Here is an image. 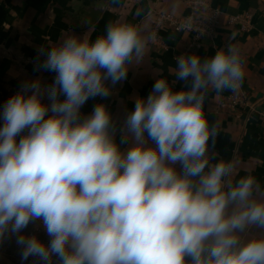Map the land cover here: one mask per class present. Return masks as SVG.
<instances>
[{
    "label": "clouds",
    "instance_id": "obj_1",
    "mask_svg": "<svg viewBox=\"0 0 264 264\" xmlns=\"http://www.w3.org/2000/svg\"><path fill=\"white\" fill-rule=\"evenodd\" d=\"M150 39L120 20L94 41L67 35L38 49L34 71L54 73L52 82L25 81L4 102L0 242L15 236L21 261L264 264V189L251 174L234 178L205 111L209 91L243 83L235 44L176 57L184 87L156 79L122 123L103 102L82 113L127 79ZM30 225L47 242L25 233Z\"/></svg>",
    "mask_w": 264,
    "mask_h": 264
},
{
    "label": "crops",
    "instance_id": "obj_2",
    "mask_svg": "<svg viewBox=\"0 0 264 264\" xmlns=\"http://www.w3.org/2000/svg\"><path fill=\"white\" fill-rule=\"evenodd\" d=\"M208 1L221 12L220 23L213 35L188 52L191 34L170 28L154 34L151 25L153 12L185 14L187 0H0V91L9 98L25 81L40 78L51 83L54 73L34 71L38 49L56 45L71 34L94 41L105 34L109 22L120 20L138 25L142 35L151 37L145 55L129 66L127 79L113 88L109 98L89 100L81 111L88 114L94 104L103 102L113 119L122 123L134 109L135 98H146L156 79L166 78L174 90L184 87L185 82L175 76L176 57L195 53L203 59L227 43L235 44L244 60L243 83L236 92L209 91L205 111L210 123L219 124L215 151L233 162L234 178L251 174L264 189V128L258 113L264 104V0ZM95 11L99 14L89 23ZM229 15L239 20L229 23ZM230 93L246 95L253 110L227 113L221 109V98Z\"/></svg>",
    "mask_w": 264,
    "mask_h": 264
},
{
    "label": "built area",
    "instance_id": "obj_3",
    "mask_svg": "<svg viewBox=\"0 0 264 264\" xmlns=\"http://www.w3.org/2000/svg\"><path fill=\"white\" fill-rule=\"evenodd\" d=\"M220 19L221 12L213 8L208 0H187V12L183 15H175L164 11L151 13V25L154 34L164 28L191 34V40L187 47L188 52L197 47L202 38L209 37L215 33ZM238 20L239 16H228L229 23H234ZM219 107L227 113L236 112L241 108L253 110V104L242 93H230L222 97ZM258 113L262 118L264 128V104L258 110Z\"/></svg>",
    "mask_w": 264,
    "mask_h": 264
},
{
    "label": "rangeland",
    "instance_id": "obj_4",
    "mask_svg": "<svg viewBox=\"0 0 264 264\" xmlns=\"http://www.w3.org/2000/svg\"><path fill=\"white\" fill-rule=\"evenodd\" d=\"M7 99V95L0 91V111H2V106ZM0 126H2V121H0ZM25 233H35L41 240L47 242L48 238L42 228L36 230L30 225ZM0 264H33V258L30 257L28 261H21L20 248L15 242V236H8L3 242H0Z\"/></svg>",
    "mask_w": 264,
    "mask_h": 264
},
{
    "label": "water",
    "instance_id": "obj_5",
    "mask_svg": "<svg viewBox=\"0 0 264 264\" xmlns=\"http://www.w3.org/2000/svg\"><path fill=\"white\" fill-rule=\"evenodd\" d=\"M98 14H99V11H95V12L90 13V17H89L88 22L93 23L95 21V19L97 18Z\"/></svg>",
    "mask_w": 264,
    "mask_h": 264
}]
</instances>
